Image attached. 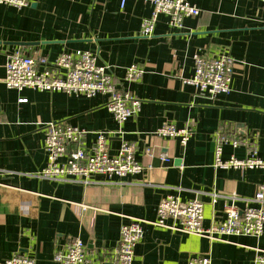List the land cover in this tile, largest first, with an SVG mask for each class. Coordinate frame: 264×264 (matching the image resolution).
<instances>
[{
    "label": "crops",
    "instance_id": "0c3cea01",
    "mask_svg": "<svg viewBox=\"0 0 264 264\" xmlns=\"http://www.w3.org/2000/svg\"><path fill=\"white\" fill-rule=\"evenodd\" d=\"M190 1L200 16L185 19L183 30L160 16L152 36L141 34L151 0H128L124 8L121 0H30L22 10L0 4V264L17 253L36 264H58L55 254L76 238L94 262L108 264L121 227L132 218L155 222L168 195L201 200L207 228L225 221L232 204L224 197L213 203V192L238 195L234 204L241 211L259 205L251 200L264 186L263 169H216L214 162L220 127L238 137L256 136L264 159V1ZM16 50L50 62L65 52H92L113 66L118 88L141 101L140 112L121 124L107 108L106 94L8 89L5 65ZM197 53L234 59L229 95L207 100L184 82L194 74ZM131 64L144 69L137 82L124 79ZM51 123L88 131L87 148L99 132L108 134L111 156L123 142L134 144L136 160L148 169L109 184L100 175L88 185L38 178L48 161ZM164 124L190 125L188 144L156 135ZM231 155L244 158L247 149L226 145L224 157ZM258 250L264 251V234L212 241L147 223L133 264H189L203 256L211 264H256Z\"/></svg>",
    "mask_w": 264,
    "mask_h": 264
},
{
    "label": "built area",
    "instance_id": "2783aa9c",
    "mask_svg": "<svg viewBox=\"0 0 264 264\" xmlns=\"http://www.w3.org/2000/svg\"><path fill=\"white\" fill-rule=\"evenodd\" d=\"M127 1L121 0L122 8ZM0 4L22 10L30 5V0H0ZM151 4L152 14L143 19L141 24V34L144 36L154 35L160 16H166L172 28L183 30L185 19L201 14V10L190 0H151ZM194 62V74L191 78L184 79V82L195 88L197 96L215 100L231 93L233 58L224 55L208 57L197 53ZM5 68L3 82L8 89L64 92L89 97L106 94L109 97L107 108L121 124L135 117L141 109L138 98L118 88L114 80L113 66L99 63L97 56L89 51L65 52L50 62L44 57L34 58L16 50L8 54ZM143 74L141 65L131 64L126 68L124 79L127 82H137ZM155 133L161 137L177 138L186 146L193 130L190 125L179 128L164 124ZM87 134L88 131L67 123L49 124L46 127L45 140L47 165L35 175L41 179L73 180L85 185L92 183V176L100 175L107 178L106 183L109 184L117 183L113 181L114 178L125 179L142 174L148 169L136 160L134 144L123 142L118 154L111 156L108 151V134L99 132L90 148L84 143ZM215 143L216 169L264 170V159L259 155L256 136L238 137L229 133L225 127H220L215 134ZM226 145L233 148L246 147V157L231 155L225 158ZM146 152L151 154V149ZM162 159L168 161L165 155ZM211 197L213 203L222 197L232 201L225 209V221L204 227V203L201 200L185 202L175 195L165 196L159 203L155 222L132 218L121 227L119 243L112 250L108 264L134 263L135 249L144 237L147 223L181 233L196 234L212 241H222L230 236L260 238L264 234V186L260 187L255 198L251 200L259 205L247 206L242 211L234 204L240 199L236 194L223 196L213 192ZM171 220L172 223L169 224L168 221ZM54 260L58 264H97L89 257L85 244L79 238L72 240L64 250L58 251ZM255 263L264 264V251L258 250ZM2 264H36V260L26 254L17 253ZM189 264H211V260L208 256L194 257Z\"/></svg>",
    "mask_w": 264,
    "mask_h": 264
},
{
    "label": "water",
    "instance_id": "95a60500",
    "mask_svg": "<svg viewBox=\"0 0 264 264\" xmlns=\"http://www.w3.org/2000/svg\"><path fill=\"white\" fill-rule=\"evenodd\" d=\"M19 45H29V44H19Z\"/></svg>",
    "mask_w": 264,
    "mask_h": 264
}]
</instances>
